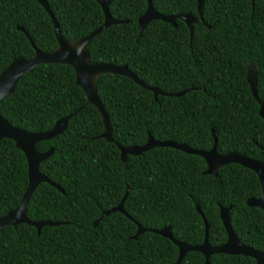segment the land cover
Here are the masks:
<instances>
[{
    "label": "trees",
    "instance_id": "obj_1",
    "mask_svg": "<svg viewBox=\"0 0 264 264\" xmlns=\"http://www.w3.org/2000/svg\"><path fill=\"white\" fill-rule=\"evenodd\" d=\"M62 35L69 41L88 35L105 18L97 0H47ZM164 14L191 13L188 25L162 20L139 31L138 18L147 0H111V25L87 44L90 59L128 65L149 86L181 96L159 95L129 77L106 73L97 78L98 96L113 128L114 141L101 137L99 110L88 103L76 73L67 64H40L24 73L14 92L0 101V113L14 126L40 132L72 112L66 130L38 143L54 153L40 171L65 192L41 182L27 205L33 221L0 231V264H175L178 246L152 231L137 237L138 223L147 228L171 226L173 236L201 244L227 240L221 207H229L231 224L241 242L264 251V210L247 204L259 198L262 185L253 170L238 163L205 174L206 160L197 154L156 146L123 162L116 142L143 145L149 134L203 150L238 151L264 160V119L248 73L257 76L264 102V0H205L200 19L198 0H152ZM23 27L24 30H20ZM36 47L58 46L53 20L38 0H0V74L16 57L32 58ZM26 155L13 140L0 141V217L16 208L28 186ZM127 192L124 209L117 206ZM198 206L201 212L198 211ZM98 220V224L95 222ZM210 264H256L253 257L216 253ZM180 264H205L199 251H189Z\"/></svg>",
    "mask_w": 264,
    "mask_h": 264
},
{
    "label": "water",
    "instance_id": "obj_2",
    "mask_svg": "<svg viewBox=\"0 0 264 264\" xmlns=\"http://www.w3.org/2000/svg\"><path fill=\"white\" fill-rule=\"evenodd\" d=\"M50 14L55 28L56 37L58 40V46L53 51H42L35 46L33 40L30 38L29 34L27 36L34 45L36 53L32 58L16 57L11 63L1 72L0 74V101L3 100L8 95L12 94L16 88L18 81L21 76L26 73L33 71L35 67L40 64L50 63V64H67L71 65L76 73V83L80 85L88 98V103L95 106L103 119L104 132L101 137L106 138L108 142L114 141L113 128L110 122L108 112L98 96L96 81L97 78L106 73L118 74L126 76L134 80L141 87L148 89L154 93L155 99H158L159 95L164 96H181L187 92V90H182L179 92H166L159 87L149 86L143 80H141L135 72H133L128 65H118L109 62H94L90 59V52L87 48L89 41L96 35L101 33L103 30L107 29L111 25L127 23V19L114 18L109 10V5L111 0H97L103 8L105 18L104 22L88 35L78 39L77 41H69L61 33L60 24L51 10V7L47 0H38ZM148 6L146 11L138 18L139 31L143 32L144 28L149 22L153 20H162L169 22L173 25H177V19L183 20L189 27L190 33L194 32V25L197 23L198 19L191 13H179V14H164L155 9L152 0H147ZM205 0H198V11L201 20L203 18V5ZM20 30H24L23 27H19ZM248 80L251 84V88L255 98L260 102V115L264 119V102L259 98L257 92V76L251 70L248 73ZM78 110L64 116L56 121L54 126L47 131L31 132L17 126H14L9 120L2 116L0 113V141L4 138H9L13 140L16 147L24 152L28 163V186L25 190L20 204L9 210L5 215L0 217V231L8 225L18 226L20 223H26L35 226L40 232L44 225H59L61 222H56L53 220H41L33 221L28 217L27 205L30 201L31 195L33 194L36 187L41 182H48L52 186L58 188L61 192H65L64 189L40 171V164L44 160L48 159L54 153V147H50L46 151H40L38 149V143L42 140L51 139L61 133H63L68 127L69 120L77 113ZM214 135V145L209 150L197 149L187 143H180L174 140H156L151 134H149L148 141L143 145H129L125 146L116 142L119 150L121 151V158L123 162L127 161L129 154L139 155L144 151H147L156 146H167L173 147L190 154H197L202 156L207 162V169L204 171L205 174L217 175L219 170L230 163H238L245 166L259 176L262 193L259 198H249L247 204L250 206H258L264 210V160H259L256 158L249 157L238 151H230L226 153H221L218 151V138L215 135V130H213ZM264 150V146H260ZM127 192L121 202L104 212V214H109L111 212L119 211L125 214L124 201L126 199ZM229 207H221V219L227 231V240L220 245H213L209 242V226L208 221L204 217L206 225L205 239L201 244H190L185 241H181L175 238L171 232V226H165L160 229L147 228L138 223V231L135 237L145 231H152L160 234L166 238L171 239L179 248V257L175 264H180L185 254L189 251H199L205 256V264L209 263V258L211 255L216 253H225L230 255H244L253 257L256 264H264V251L258 250L252 246L246 245L241 242L231 224L230 209ZM198 211L201 212L198 206ZM98 224V220L95 225Z\"/></svg>",
    "mask_w": 264,
    "mask_h": 264
}]
</instances>
